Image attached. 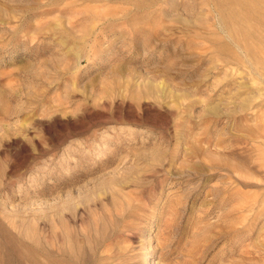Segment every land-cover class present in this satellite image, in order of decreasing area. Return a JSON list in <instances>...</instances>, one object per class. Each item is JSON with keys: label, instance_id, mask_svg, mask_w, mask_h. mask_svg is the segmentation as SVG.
Masks as SVG:
<instances>
[{"label": "rangeland", "instance_id": "374dc122", "mask_svg": "<svg viewBox=\"0 0 264 264\" xmlns=\"http://www.w3.org/2000/svg\"><path fill=\"white\" fill-rule=\"evenodd\" d=\"M260 45L264 0H0V264H264Z\"/></svg>", "mask_w": 264, "mask_h": 264}, {"label": "bare ground", "instance_id": "6f19581e", "mask_svg": "<svg viewBox=\"0 0 264 264\" xmlns=\"http://www.w3.org/2000/svg\"><path fill=\"white\" fill-rule=\"evenodd\" d=\"M238 3V2H237ZM241 17V16H240ZM258 48H261L263 51H264V46H262L261 47V45L260 46H258ZM104 155V154H103ZM105 156H102V154L99 156V158H104Z\"/></svg>", "mask_w": 264, "mask_h": 264}]
</instances>
